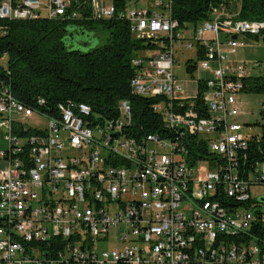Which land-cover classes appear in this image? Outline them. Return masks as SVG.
Returning a JSON list of instances; mask_svg holds the SVG:
<instances>
[{
	"label": "built area",
	"instance_id": "1",
	"mask_svg": "<svg viewBox=\"0 0 264 264\" xmlns=\"http://www.w3.org/2000/svg\"><path fill=\"white\" fill-rule=\"evenodd\" d=\"M125 1L0 0L3 22L76 19L83 9L127 21L150 45L132 59L130 88L161 127L135 130L127 98L103 118L73 100L28 106L0 82V264H264L251 193L264 184V145L243 132L240 93L255 76L238 59L239 34H261L264 21L238 19L237 3L231 16L225 5L185 26L171 0ZM183 58L188 73L204 72L190 80L192 95L176 75ZM34 117L48 126L27 125Z\"/></svg>",
	"mask_w": 264,
	"mask_h": 264
},
{
	"label": "trees",
	"instance_id": "2",
	"mask_svg": "<svg viewBox=\"0 0 264 264\" xmlns=\"http://www.w3.org/2000/svg\"><path fill=\"white\" fill-rule=\"evenodd\" d=\"M171 1L172 17L180 25L196 26L209 19L214 8H232L237 3L238 19L264 21V0ZM125 2L114 0L118 6ZM80 14L76 19L0 20L7 26L6 34H0V82L28 106L39 99L52 107L73 100L89 104L103 118L115 115L119 102L127 98L133 103L135 130L160 132L159 117L151 111L149 100L130 88L132 59L150 45L135 38L123 19L95 20L89 9ZM96 25L108 33L107 42L88 51L75 47L77 36L92 32ZM252 38L264 42V31ZM4 54L7 59L2 61ZM195 70L190 68L191 73ZM245 85L246 91L264 92V77H248ZM261 115L264 118V109ZM255 203L259 221L252 232L264 240V202Z\"/></svg>",
	"mask_w": 264,
	"mask_h": 264
},
{
	"label": "rangeland",
	"instance_id": "3",
	"mask_svg": "<svg viewBox=\"0 0 264 264\" xmlns=\"http://www.w3.org/2000/svg\"><path fill=\"white\" fill-rule=\"evenodd\" d=\"M105 1L108 4L113 3L114 0H99ZM134 4L140 3V5L147 4V0H127ZM137 6V4H136ZM237 4L232 8H228V15H233L237 11ZM97 29H93L92 32H86L83 35L77 36L75 47L81 49L83 51H88L92 48H95L99 45H103L107 42L108 33L99 30V25H96ZM193 28V26L191 27ZM189 31V30H187ZM240 41L245 43L244 48L238 49V59L242 62H245L249 66V72L251 75L255 77L262 78L264 77V42L259 39L256 40L252 38V36L246 34H239ZM193 54V50H189L187 55ZM255 61H259L261 66L257 68H251L250 63H254ZM177 78L182 81L184 86L186 87L187 93L192 95L195 92L194 84L190 81L191 79H198L199 77L204 76V72L201 70H195L194 73H188L186 71L185 66V58L182 59V63L176 68ZM242 99L246 102V108L249 111V115L244 119V135L247 138L255 137L258 142L261 144L264 139V118L261 115V111L264 109V92H251L245 91L240 93ZM27 125L31 126L34 129H44L48 126L47 120H36V117L30 119L26 122ZM264 141V140H263ZM6 147V143L4 141L0 142V148L4 149ZM6 163L0 160V169L5 167ZM209 168V167H208ZM251 193L253 199L261 200L264 198V184L252 185ZM106 248H111L113 244L105 245Z\"/></svg>",
	"mask_w": 264,
	"mask_h": 264
},
{
	"label": "crops",
	"instance_id": "4",
	"mask_svg": "<svg viewBox=\"0 0 264 264\" xmlns=\"http://www.w3.org/2000/svg\"><path fill=\"white\" fill-rule=\"evenodd\" d=\"M147 2H149V0H147ZM136 4H137V5H140V3H137V2H136ZM245 104H246V102H245ZM1 141H4V140H3V135H2V133L0 132V142H1ZM4 142H5V141H4ZM1 149H2V148H0V150H1Z\"/></svg>",
	"mask_w": 264,
	"mask_h": 264
},
{
	"label": "water",
	"instance_id": "5",
	"mask_svg": "<svg viewBox=\"0 0 264 264\" xmlns=\"http://www.w3.org/2000/svg\"><path fill=\"white\" fill-rule=\"evenodd\" d=\"M263 202H264V198L263 199H261Z\"/></svg>",
	"mask_w": 264,
	"mask_h": 264
},
{
	"label": "bare ground",
	"instance_id": "6",
	"mask_svg": "<svg viewBox=\"0 0 264 264\" xmlns=\"http://www.w3.org/2000/svg\"><path fill=\"white\" fill-rule=\"evenodd\" d=\"M133 112H134V109H133Z\"/></svg>",
	"mask_w": 264,
	"mask_h": 264
}]
</instances>
